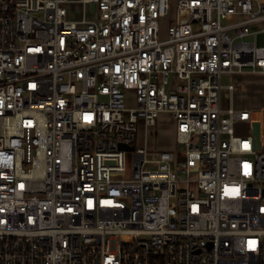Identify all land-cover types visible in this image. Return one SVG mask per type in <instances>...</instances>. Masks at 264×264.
Listing matches in <instances>:
<instances>
[{
    "label": "built area",
    "instance_id": "1",
    "mask_svg": "<svg viewBox=\"0 0 264 264\" xmlns=\"http://www.w3.org/2000/svg\"><path fill=\"white\" fill-rule=\"evenodd\" d=\"M260 34L264 0H0V264H264V151L221 105ZM161 112L187 160L136 147Z\"/></svg>",
    "mask_w": 264,
    "mask_h": 264
},
{
    "label": "rangeland",
    "instance_id": "2",
    "mask_svg": "<svg viewBox=\"0 0 264 264\" xmlns=\"http://www.w3.org/2000/svg\"><path fill=\"white\" fill-rule=\"evenodd\" d=\"M78 11L80 6H77ZM78 17V14L75 16ZM261 45V43H260ZM223 83H228V81L223 79ZM236 85V84H235ZM237 86V85H236ZM241 95L236 96V100L240 103L244 100L249 99L252 102H256L258 105L260 102L264 101V76L251 75L247 76L245 82L238 89ZM227 94H222V105L227 104ZM127 107L132 108L136 106V93L135 91H127ZM253 111V109H250ZM236 133L241 136H248L252 134V127L249 124L239 123L235 126ZM135 145L137 148L144 147L147 150L148 158H155L161 151H171L178 152L181 156L179 161L187 160L184 155L185 148L180 146L177 142V132H176V122L171 114L166 112H161L156 118L155 125L152 127L147 126L142 120L137 124L136 140ZM264 151V147H261ZM191 167V177L195 176L197 169V160L194 156L189 159ZM126 172L127 177H131L132 172V154L128 153L126 155ZM187 179L186 174H179V180L185 181Z\"/></svg>",
    "mask_w": 264,
    "mask_h": 264
},
{
    "label": "crops",
    "instance_id": "3",
    "mask_svg": "<svg viewBox=\"0 0 264 264\" xmlns=\"http://www.w3.org/2000/svg\"><path fill=\"white\" fill-rule=\"evenodd\" d=\"M257 43L260 46H264V34H260L257 38ZM251 75H260L264 76L263 73H242V74H236V75H227L224 76V80L228 81V83H233L235 85V90L233 93H229L228 91H223L222 94H227V104L225 106L222 105V94H221V105L223 107H228L232 104L233 107L238 109H253L252 111V117L249 124L252 127V130L254 127L258 128V139L260 141L261 147H264V101L260 102L258 105L256 102H252L249 99L244 100V102L240 103L239 100H236V96L241 95V92L238 90L240 86L245 82V79L247 76ZM225 84V83H224ZM227 84V83H226Z\"/></svg>",
    "mask_w": 264,
    "mask_h": 264
},
{
    "label": "water",
    "instance_id": "4",
    "mask_svg": "<svg viewBox=\"0 0 264 264\" xmlns=\"http://www.w3.org/2000/svg\"><path fill=\"white\" fill-rule=\"evenodd\" d=\"M95 9V6L93 5L92 6V10ZM252 133L253 135L256 137V140H257V145L258 147L260 148V141L258 139V128L257 127H254V129L252 130ZM122 149H125V150H133L134 149V146H131V147H128V146H121Z\"/></svg>",
    "mask_w": 264,
    "mask_h": 264
}]
</instances>
